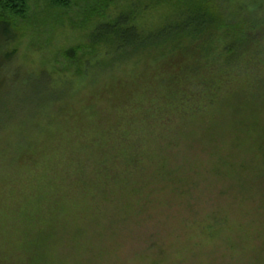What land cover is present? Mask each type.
<instances>
[{
  "label": "rangeland",
  "instance_id": "rangeland-1",
  "mask_svg": "<svg viewBox=\"0 0 264 264\" xmlns=\"http://www.w3.org/2000/svg\"><path fill=\"white\" fill-rule=\"evenodd\" d=\"M152 2L89 20L85 1L27 0L18 23L33 27L0 95V264H264L262 103L171 117L163 83L132 97L136 64L98 65L97 25L134 13L155 30L174 3Z\"/></svg>",
  "mask_w": 264,
  "mask_h": 264
},
{
  "label": "trees",
  "instance_id": "trees-1",
  "mask_svg": "<svg viewBox=\"0 0 264 264\" xmlns=\"http://www.w3.org/2000/svg\"><path fill=\"white\" fill-rule=\"evenodd\" d=\"M64 1L89 3L87 19L100 20L118 0ZM153 1L174 3L171 18L167 15L165 23L164 19L160 21L155 30L140 29L134 13L119 14L111 22L97 25L90 35L92 48L106 51L98 65L107 67L110 56H116V61L123 64H136V86L134 92L129 91L132 97L140 90H155L163 83L171 117L182 113V119L202 115L214 120L221 114L215 118L211 114L224 104L243 105L248 100L262 103L264 110V4L250 13L241 8L242 3L238 5L232 0ZM17 14L20 16L16 17ZM26 14L27 0H0V95L6 90V68L18 58L22 42L33 27L31 20L27 26L18 23L19 17L27 19ZM79 51L80 47L68 50L66 59L78 62ZM141 65L147 70L139 72ZM124 81L118 84L119 89H125ZM149 106L158 113L153 116L155 121H161L163 116L159 114L166 107L159 111L153 102ZM259 124L260 120H255L252 129L257 131ZM207 134L204 138H208ZM50 181L48 188L53 189L55 184ZM63 209L61 206L58 211ZM42 222L44 226V219Z\"/></svg>",
  "mask_w": 264,
  "mask_h": 264
}]
</instances>
